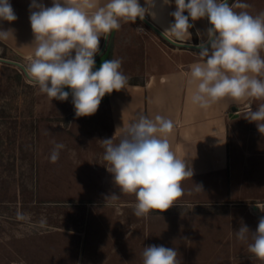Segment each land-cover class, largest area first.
<instances>
[{"label": "crops", "instance_id": "0c3cea01", "mask_svg": "<svg viewBox=\"0 0 264 264\" xmlns=\"http://www.w3.org/2000/svg\"><path fill=\"white\" fill-rule=\"evenodd\" d=\"M9 2L17 19L13 22L0 20V30H11L7 39L0 41L22 59L33 56L35 43L29 20L31 0ZM38 2L52 6V0ZM241 2L250 7L234 10L248 11L252 15L264 12V0H233L230 5ZM139 3L147 7L145 0ZM175 10V0L171 5L155 0V7L151 9L155 16L146 14L147 20L138 17L134 23L122 21L119 30L100 38V51L95 61L113 59L116 50L124 45L131 49L130 52L133 48H142L144 61L124 73L128 77L125 89L106 94L97 112L83 117L87 124L82 132L71 133L83 140L81 146L90 160L89 166H75V169L84 168L87 179L94 176L98 192L88 194L83 185L86 198H76L77 192H72L65 199L47 200L52 211L46 217L52 221L49 229L38 233L64 232L68 239L70 236L76 238L78 258L75 264H142L144 247L151 245L174 248L180 264H262L248 251L251 236L248 241H240L235 232L242 224L250 233L255 232L259 218L264 216V133L258 131L256 122L246 118L264 100L237 101L225 97L206 108L192 102L195 84L189 83L190 65L203 61L198 48L208 40L207 29L211 25L207 18L194 22L190 19L197 40L191 28L190 38L184 41L174 37L166 39L163 32L174 22L170 13ZM171 39L198 46L178 45ZM150 49L157 50L160 55L150 58ZM124 53L128 55L127 51ZM261 56L264 57V50ZM260 78L264 79V75ZM51 105L49 98L38 101V126L34 130L38 135V155L44 153L46 147L40 122L66 126L69 131L73 122V103L70 111L60 115L46 112ZM234 106L239 109L233 111ZM140 115L149 118L162 115L173 121L174 128L168 136L171 149L177 158L186 160L193 171V176L182 182L183 196L169 210L153 211L143 217L134 215L135 195L124 194L115 185L103 160L101 142L113 138L117 143L128 124ZM91 138L96 140L94 146ZM60 143L74 154L77 152L76 144L70 139H62ZM44 172L38 165V191L46 177ZM195 185H202V190L197 191ZM68 187L72 188L71 183ZM113 194L119 195V199H108ZM55 248L57 252L60 249L53 244L38 243V259L12 260L10 246L2 244L0 264H57L59 255L44 259L45 253Z\"/></svg>", "mask_w": 264, "mask_h": 264}, {"label": "clouds", "instance_id": "9594fccd", "mask_svg": "<svg viewBox=\"0 0 264 264\" xmlns=\"http://www.w3.org/2000/svg\"><path fill=\"white\" fill-rule=\"evenodd\" d=\"M52 0L46 7L31 0L30 25L34 34L35 51L26 67L32 83L51 100L66 101L72 97L75 115H94L106 94L125 89L128 77L121 71L122 60L111 59L96 68L95 55L100 51V38L121 28V22L134 23L151 9L155 0ZM172 0H163L171 5ZM247 3L228 0H175L174 22L163 32L166 39L184 41L190 38L189 22L207 18L208 40L201 46L202 62L190 65V84H195L192 102L202 108L225 97L234 100L255 98L264 100V12L256 15L248 11ZM187 12L188 15L184 13ZM17 19L9 0H0V20ZM11 30H0V39H7ZM74 52V55H73ZM68 89L69 91H66ZM256 122L264 133V103L246 117ZM174 128L172 120L162 115L149 118L140 115L130 122L114 143L113 138L102 140L103 160L112 174L115 185L124 194L136 197L134 215L143 217L154 210L164 212L183 196L182 182L193 176L186 160L177 158L168 136ZM65 146L56 143L50 162L56 163ZM197 191L202 185H195ZM108 199H119L113 194ZM18 219L25 215L17 213ZM240 241H248V251L264 264V216L255 232L241 225L235 232ZM178 252L163 245L144 247L142 264H180Z\"/></svg>", "mask_w": 264, "mask_h": 264}, {"label": "rangeland", "instance_id": "374dc122", "mask_svg": "<svg viewBox=\"0 0 264 264\" xmlns=\"http://www.w3.org/2000/svg\"><path fill=\"white\" fill-rule=\"evenodd\" d=\"M123 50L127 51L128 55ZM130 50L124 45L116 50L113 57L122 60L123 73L142 65L144 61L142 48H133L132 52ZM148 51L150 58L160 55L155 49ZM103 61L105 60L96 61V68H99ZM40 98L48 97L40 92L39 87L32 83L19 65L0 60V246L2 244L10 246L12 260L20 258L31 260L38 259V243L53 244L60 247L59 251L57 252L56 248L54 249L56 252L48 250L44 259L57 258L59 255L57 264H67V260L73 261L70 264H75L78 258L76 238L70 236L68 239L69 236L64 232L52 234L38 232L49 229L47 227L52 221L50 217H46L52 211L51 203L47 200L63 197L65 199L70 197L72 192H77L76 198H86L82 192L83 185L87 187L88 194L92 191L97 193L99 190L94 176L87 179L84 168L75 169V166L90 165L88 152L81 146L83 140L71 135L72 132H82L87 121L74 113L71 132L66 126L57 127L51 125L49 121L40 122L46 147L44 153L38 155V135L34 130L38 126ZM50 101L52 105L46 110L48 114L53 112L60 115L70 111L71 95L66 101L55 99ZM64 121H67V118H64ZM51 137L55 138V140L53 138L55 143L51 141ZM66 138L76 144L77 152L74 154L63 148L60 150L58 161L51 163L49 158L55 144ZM90 141L93 146L96 144L95 138H91ZM38 165L41 172L46 171L39 191ZM71 174L75 178H72V175L68 179ZM69 183L72 185L71 189L68 187ZM78 185L80 186L77 187ZM18 212L24 214L25 219H18ZM41 212L46 215H40Z\"/></svg>", "mask_w": 264, "mask_h": 264}, {"label": "trees", "instance_id": "16d2710c", "mask_svg": "<svg viewBox=\"0 0 264 264\" xmlns=\"http://www.w3.org/2000/svg\"><path fill=\"white\" fill-rule=\"evenodd\" d=\"M233 0H228V3L230 4ZM185 15H187V13L185 12L184 13ZM189 22L191 23V21L189 20ZM192 32H193V36H194V40H197L198 36H197V32L194 28V26L191 28ZM0 46L2 47V50L0 52V56L3 57V58H8V59H12V60H18V61H21L23 60L21 57H19L17 54L13 53L11 51V49L3 42L0 41ZM198 50L200 51L201 50V47L198 48ZM9 63V62H7ZM169 210V209H168ZM167 211V210H166ZM164 211V212H166ZM154 212H157V213H164V212H160L159 210H154Z\"/></svg>", "mask_w": 264, "mask_h": 264}, {"label": "water", "instance_id": "95a60500", "mask_svg": "<svg viewBox=\"0 0 264 264\" xmlns=\"http://www.w3.org/2000/svg\"><path fill=\"white\" fill-rule=\"evenodd\" d=\"M145 20H147L146 18H144ZM171 42L173 43H177L178 45H184V46H198L196 44H187V43H179V42H175L174 40L171 39ZM0 60L2 61H5V62H9V63H13V64H16V65H21L19 61L17 60H12V59H8V58H3V57H0ZM239 107L238 106H234L232 108L233 111H236L238 110Z\"/></svg>", "mask_w": 264, "mask_h": 264}, {"label": "built area", "instance_id": "2783aa9c", "mask_svg": "<svg viewBox=\"0 0 264 264\" xmlns=\"http://www.w3.org/2000/svg\"><path fill=\"white\" fill-rule=\"evenodd\" d=\"M144 18H146V17H144ZM32 58V56H28V57H26V58H24L23 60H21V61H19L20 62V64L21 65H19L22 69H23V71L27 74V72H26V67H27V65L29 64V61H30V59ZM18 61V60H17ZM28 75V74H27Z\"/></svg>", "mask_w": 264, "mask_h": 264}]
</instances>
